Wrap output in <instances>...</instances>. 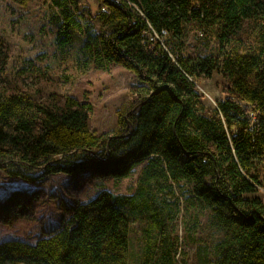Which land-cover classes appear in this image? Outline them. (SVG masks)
I'll return each instance as SVG.
<instances>
[{
  "label": "trees",
  "instance_id": "obj_1",
  "mask_svg": "<svg viewBox=\"0 0 264 264\" xmlns=\"http://www.w3.org/2000/svg\"><path fill=\"white\" fill-rule=\"evenodd\" d=\"M51 1L57 39L86 40L80 66L107 72L115 64L139 84L117 111L115 127L99 134L89 127L87 97L11 91L0 32V168L27 182L82 173L120 182L144 166L135 192L103 187L34 244L0 242V264H129L137 214L148 221L142 264H176L170 227L176 214L166 211L174 202L161 194L181 195L190 232L210 212L220 239L202 264H264V0H97L94 16L88 0ZM80 8L100 27L84 24ZM189 24L212 40L186 52ZM163 30L161 42L156 35ZM216 72L224 99L212 107L197 85ZM22 201L20 194L7 200L8 219L24 218Z\"/></svg>",
  "mask_w": 264,
  "mask_h": 264
},
{
  "label": "rangeland",
  "instance_id": "obj_2",
  "mask_svg": "<svg viewBox=\"0 0 264 264\" xmlns=\"http://www.w3.org/2000/svg\"><path fill=\"white\" fill-rule=\"evenodd\" d=\"M88 3L94 16L98 2L88 0ZM89 12L87 8H80L81 21L85 24L89 20L99 28L101 23ZM56 16L51 0H31L27 6L0 0V32L7 41L9 53L5 71L8 85L11 91L19 89L37 99H47L51 93L71 95L80 101L87 97L93 105L90 129L99 134L109 132L116 125L117 111L127 94L136 89L138 80L132 72L115 64L107 72L96 70L90 63L80 66L85 61V49L82 47L86 40L73 37L67 43L59 41ZM187 31L186 52L212 40L204 32L201 36V29L194 24H189ZM210 44L213 46L214 42ZM223 85L224 78L218 72L197 85L207 106L214 107L216 101L224 99ZM143 166L138 165L128 179L120 182L92 173L74 177L60 174L27 182L13 178L8 169L0 168V242L20 240L34 244L60 227L72 207L93 199L103 187L113 194L135 192ZM17 194L23 200L24 218L17 215L8 219L4 213L5 204ZM261 196L264 200L263 191ZM159 197L174 202L167 206L166 211L176 214L170 224L171 236L178 240L176 264H202L220 239V234L209 225L210 212L201 217L197 232L193 233L186 224L185 201L181 195L173 198L161 194ZM138 215L132 216L130 223L129 264H142L143 260L142 233L148 221Z\"/></svg>",
  "mask_w": 264,
  "mask_h": 264
},
{
  "label": "built area",
  "instance_id": "obj_3",
  "mask_svg": "<svg viewBox=\"0 0 264 264\" xmlns=\"http://www.w3.org/2000/svg\"><path fill=\"white\" fill-rule=\"evenodd\" d=\"M168 35V31L167 30H163L161 32V35H156V37L162 42V40ZM201 36H204L203 33H200Z\"/></svg>",
  "mask_w": 264,
  "mask_h": 264
}]
</instances>
